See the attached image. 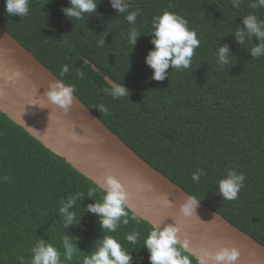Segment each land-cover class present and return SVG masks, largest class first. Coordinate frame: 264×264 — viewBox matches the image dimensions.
Returning a JSON list of instances; mask_svg holds the SVG:
<instances>
[{"label":"trees","instance_id":"trees-1","mask_svg":"<svg viewBox=\"0 0 264 264\" xmlns=\"http://www.w3.org/2000/svg\"><path fill=\"white\" fill-rule=\"evenodd\" d=\"M249 5L250 0H242L240 8H233L231 0H130L129 11H140L133 26L110 0H100L96 14L71 21L62 11L69 0H31L23 18L9 15L0 0V27L59 80L75 85L74 95L144 162L264 245V56L249 53L259 41L240 44L234 35L244 27V16L264 20V8ZM164 10L188 21L200 47L190 68L170 67L169 77L156 81L145 59L153 49L152 19ZM132 27L141 35L131 49L125 36ZM224 46L230 63L221 67L215 54ZM63 65L69 74L61 75ZM105 78L121 83L129 96L114 99ZM100 104L107 114L96 109ZM228 168L246 176L233 201L218 191ZM199 169L207 175L195 183L192 174ZM5 176L7 181L0 179V264H20V257L30 264L31 248L39 240L53 243L63 260V233L75 238L79 250L64 264H77L102 238L99 217L87 212L102 196L88 197L96 185L0 112V178ZM76 192H83L72 209L79 224L62 228L59 201ZM129 213V224L108 234L132 252L131 264H149L143 248L149 224ZM132 230L141 233L134 245L125 240Z\"/></svg>","mask_w":264,"mask_h":264},{"label":"clouds","instance_id":"clouds-1","mask_svg":"<svg viewBox=\"0 0 264 264\" xmlns=\"http://www.w3.org/2000/svg\"><path fill=\"white\" fill-rule=\"evenodd\" d=\"M100 0H69L70 7L63 8L65 16L71 21L82 20L85 14H96ZM242 0H231L233 8H240ZM31 0H5V9L9 15H18L26 17L29 14V5ZM111 7L120 13H124L126 21L135 26L137 16L140 15L139 9L129 11L130 0H110ZM251 8H264V0H250ZM92 15H89L90 17ZM243 28L235 31L234 35L237 43L244 44L246 41L256 40L258 44H253L249 49L252 57L264 56V20L259 19L255 14H248L242 18ZM151 33V44L153 49L148 53L145 63L153 70L152 79L163 81L169 77L167 71L170 67L174 70L191 67L192 58L197 48L200 47V39L197 32L190 29L188 21L176 12L164 10L162 14L153 17ZM141 32L136 28H130L125 36L127 43L134 46ZM104 39L98 41V46L103 47ZM216 62L218 65L225 66L230 63L228 56V47H219L216 51ZM69 66L61 67V75L69 74ZM76 76L83 79L84 73L76 69ZM23 77L19 70L12 71L11 74L5 73V83H15ZM110 94L114 99L129 96L128 91L121 83L113 82L109 85ZM76 91L75 85L66 84L63 80L52 82L48 85V90L44 96L47 102L59 109L67 112L73 104V97ZM3 90L0 88V96H3ZM31 104L38 105L36 101ZM42 108V107H41ZM102 114H107L108 109L103 105H97ZM207 173L199 169L192 174V180L199 183L202 176ZM4 181L8 177L0 178ZM246 176L242 172H237L233 168H228L226 174L219 179L218 191L224 200L233 201L239 196L244 186ZM141 192H151L150 185L140 186ZM97 192L102 193L99 200L87 206V212L99 217V227L102 238L93 245V250L84 255L77 264H131L132 252L123 247L120 240L108 233H116L121 225H128L130 213L128 211L129 193L124 184L115 176L107 175L104 179V187L93 186L87 191L88 197H94ZM83 196V192H76L67 198H61L58 206V214L62 228L79 224L77 211L72 210L77 207V201ZM158 203L167 207L168 199L159 198ZM199 200L190 195L180 206V213L185 218H190L195 214ZM71 210V211H70ZM131 219L139 221V217L132 215ZM162 224V223H161ZM160 225L149 224V231L143 237V248L147 249L149 264H192L193 258H196L197 264H236L240 257V252L235 248L222 247L218 251L210 252L201 250V254L196 256L195 251L190 250L189 240L185 237L181 239L180 228L172 224ZM73 237L62 236L63 260L61 252L51 243H45L39 240L31 248L30 264H64V261H72L73 255L79 250L76 248ZM125 240L130 244H136L141 240V233L132 230L125 235ZM20 264H24V258L20 257Z\"/></svg>","mask_w":264,"mask_h":264},{"label":"water","instance_id":"water-1","mask_svg":"<svg viewBox=\"0 0 264 264\" xmlns=\"http://www.w3.org/2000/svg\"><path fill=\"white\" fill-rule=\"evenodd\" d=\"M19 70L23 77L5 83V73ZM59 79L30 51L0 27V112L32 138L96 186L104 187L107 175L115 176L129 193L128 210L148 224L180 228L196 256L201 250L235 247L236 264H264V245L231 225L199 202L195 214L185 218L180 206L190 196L153 169L96 117L75 95L67 112L47 102L48 85ZM105 80L111 85L108 78ZM36 101L38 105L31 104ZM150 185L151 192L140 186ZM159 198L169 201L167 207ZM196 259V258H195Z\"/></svg>","mask_w":264,"mask_h":264}]
</instances>
